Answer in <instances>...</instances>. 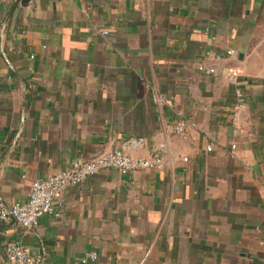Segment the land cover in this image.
Returning <instances> with one entry per match:
<instances>
[{
	"label": "crops",
	"instance_id": "0c3cea01",
	"mask_svg": "<svg viewBox=\"0 0 264 264\" xmlns=\"http://www.w3.org/2000/svg\"><path fill=\"white\" fill-rule=\"evenodd\" d=\"M263 13L264 0H0L3 202L104 150L164 160L67 187L36 227L0 224V264L9 240L38 264H264ZM178 117L194 127L175 134Z\"/></svg>",
	"mask_w": 264,
	"mask_h": 264
},
{
	"label": "built area",
	"instance_id": "2783aa9c",
	"mask_svg": "<svg viewBox=\"0 0 264 264\" xmlns=\"http://www.w3.org/2000/svg\"><path fill=\"white\" fill-rule=\"evenodd\" d=\"M102 34H107V30H102ZM227 55H233L235 51L228 49ZM212 56L211 52L206 53ZM214 67L206 68L207 73H213ZM234 73L228 71V81L233 82ZM245 106L243 96L237 94V104L233 109V124L242 108ZM194 127V123L186 118L178 117L173 124V132L183 135L189 128ZM238 130V127L236 126ZM235 145L232 144V147ZM185 159V158H184ZM146 164L151 167L162 168L164 165L163 155L158 151H153L144 161L134 159L124 147L104 150L96 156L88 159L75 158L69 166L57 171L54 174L36 178L31 181L27 191V197L24 201H17L6 204L0 199V224L9 222L11 216L15 222L23 228H33L39 224V219L44 214H51L55 217L60 215V208L63 206V194L67 187L76 186L84 179L98 173L106 168H115L123 174ZM4 256L9 264H38L39 257L28 254L20 242L9 240L4 244ZM94 252L85 253L81 262L88 259H95Z\"/></svg>",
	"mask_w": 264,
	"mask_h": 264
},
{
	"label": "water",
	"instance_id": "95a60500",
	"mask_svg": "<svg viewBox=\"0 0 264 264\" xmlns=\"http://www.w3.org/2000/svg\"><path fill=\"white\" fill-rule=\"evenodd\" d=\"M11 221H15L14 218L11 216Z\"/></svg>",
	"mask_w": 264,
	"mask_h": 264
},
{
	"label": "rangeland",
	"instance_id": "374dc122",
	"mask_svg": "<svg viewBox=\"0 0 264 264\" xmlns=\"http://www.w3.org/2000/svg\"><path fill=\"white\" fill-rule=\"evenodd\" d=\"M263 19H264V13H263Z\"/></svg>",
	"mask_w": 264,
	"mask_h": 264
}]
</instances>
